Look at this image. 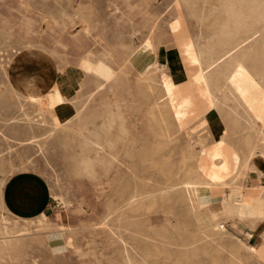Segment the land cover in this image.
<instances>
[{
	"label": "rangeland",
	"instance_id": "rangeland-1",
	"mask_svg": "<svg viewBox=\"0 0 264 264\" xmlns=\"http://www.w3.org/2000/svg\"><path fill=\"white\" fill-rule=\"evenodd\" d=\"M51 1L53 0H44V2H25L24 4L22 2H18V0H0V18L5 17L10 18L11 20H18L20 18V14L21 16L28 15L27 17H32L35 19L36 24H41L43 29H46V23L43 21L45 20L43 17L57 19L59 22L56 25H59V28L61 27L60 35L66 44V47H61L60 45L54 46V44L52 45L49 43V49L52 48V50L55 51V58L57 57V59H59L62 63L65 62V66L67 67L68 71L66 76L67 80L69 84L74 82L73 84L76 87L79 85L83 86L85 82L90 83V78L88 77V74L85 73L82 56L87 48L79 45L81 40H85V32L83 31L84 29L81 26V22L76 16L73 15V11L75 9H80L82 13H85L86 16L90 17L93 25L94 23L96 24L97 28L95 30L102 32L103 36L101 41L105 43L104 45H106L107 48L111 49V51L116 54L114 55L112 53L111 64L113 63L112 70L114 71L115 69L116 73L118 72V74L113 79V89L110 92L111 95L109 96L108 94H104V92L94 93L91 96V98L95 96L94 99L92 98L94 102H92V99L89 98L81 115H78L76 111L73 110V104L76 100L74 93H72V95L70 94L71 96L69 95V98L62 101V103H57V107H51L56 113H58V110L61 108V110H64L63 108H65L72 113L70 114L69 112L68 117L64 119L67 124V129L63 130V128L60 126H47L45 123L37 122V119L33 120L34 128L31 127L30 129L28 125L26 126L23 123L20 117H12L11 119H8L12 115H17V113L13 114L14 108L11 104L12 97L8 94L10 93V89L5 81L6 78L4 77V68H6V66H3L2 68L0 64V264H123L120 261V257L122 256L121 253L124 247H127V249L129 248V251L132 250L130 251L131 253L136 250L140 255L148 248H150L148 249L150 251H153L154 249L160 250L161 247V249H163L165 246L160 247L158 246L159 244L163 242H172L170 237L172 234L170 233L179 231L178 225L181 227H179L180 231L183 229L196 231L201 226L197 223V221H199V217H193V214L188 211L184 204L173 201L170 204L172 205V209H168L166 205H163L164 203L162 201H157V204L154 205L150 210L138 214V221L136 222L137 224L135 223L132 226H129L128 223H125L124 225L126 228L123 226L121 229L114 227V229L116 228L115 230L117 231V234H110L109 229L112 228L114 224H116V220L122 216H126V213H123L122 215V210H117V207L120 206L122 197L116 192V189H119L122 186L132 187L134 182H138L142 185L144 184L143 180L141 179H132V176H130L131 173L135 172L145 178L149 177L151 180L147 179L146 182L153 186H155L156 182L158 181L162 182V175L160 172H158L156 168H148V164L142 160L144 159V154L149 150V148L152 147L156 150H159L158 162L160 164H163L166 159L165 157L168 156L169 167L171 169L173 168V172H176L178 167H180L182 156L181 153L185 151V153H188V150L192 151L191 153H194L193 157L196 156L195 159L191 157L187 160L188 167L204 169L205 165L206 167L210 166L212 157L214 156L212 153L221 154L222 152L223 155H221L224 159L227 157L226 159H228L230 162V168H232L235 165L233 155L237 154L238 149H242L249 140L256 141L257 147L259 148H257L258 150L264 149L262 148L264 147V139H262L259 134V130L264 128V116H261L258 112L260 107H264L262 106L264 105V103H262L264 102V100H262L264 99V94H262L264 93V88H262L264 87L262 86V83H264V59L261 58L264 57V46H262L264 45V42H261L264 41V26H262L264 25V17H259L249 24L250 27L248 28L251 30V32H249L247 27H244L242 29L243 33H241V31L238 35L240 37H235L234 46L225 47L221 46L218 40L220 39L218 34L221 30L219 27L221 26L220 23H222V16L220 15V5H218V0H130V2H121L122 0H114V2H112V0H94V2ZM245 1V8H249L253 5V8L255 9V3L250 2L249 0ZM259 3L262 4L264 2ZM115 6H118V9H115ZM259 6L260 5L257 4L256 10ZM17 7L20 9L19 12ZM112 10L114 13H112ZM128 12L131 13L130 16L127 15ZM140 16L142 17L140 18ZM217 17L219 19H217ZM140 19H143L144 21L142 20V22ZM149 20H151V23ZM217 20L219 25H217ZM138 21L140 22V25ZM17 27L18 26L15 27L16 29L12 28V30H17L21 33V36H19L23 37V32H21L22 30L20 29V26L18 28ZM216 27L218 28L216 29ZM215 29L219 31L216 32ZM7 30L8 28L4 29L3 36L4 32ZM244 31L247 33L245 34ZM44 33H46V31L43 32V34ZM56 34L53 35L56 36ZM259 36L262 37L260 38V41ZM37 38H39L38 35ZM37 38L35 37L36 40ZM91 39L92 38H89L86 41V43L89 45L88 47H90L91 50L95 52V55H100L99 52L101 50V46L97 44L94 39ZM141 40H143L142 47L144 54H157V58L155 57V59L159 62L157 64L160 65V67H158L159 70H157L159 76H161V79H163L158 83V86L162 89V91H164L163 96L167 94V91L169 92L168 95L165 96V100L167 99V102L173 103L174 105L170 120L176 123L172 124L175 126V128L169 129L167 139L170 141V143H167L163 146V142L159 141L162 139V137L159 136L161 135V131L159 129L160 127L158 124H156V121L149 119V114L147 113L153 105L151 103L157 102V98H152L153 94L149 91L146 83H142L139 79H137V73L140 71V69L144 68L143 66L145 65V62L142 61V63H140V61H132L130 63L131 65H125L121 63V58L128 53V50L132 46L139 44V41ZM149 42L153 44L151 45ZM208 42L216 48H214L212 45L211 47ZM253 43H255V45ZM158 44L160 47H158ZM259 45L261 46L259 47ZM186 46H188V50ZM192 46L195 48V50ZM189 48L191 50H189ZM199 48L200 50H198ZM209 48L211 49L208 50ZM211 51H213L215 54ZM219 51L221 53H219ZM228 52L229 54L231 53V55L235 56V58L239 57L243 61L241 67L242 71L240 70L239 73L240 75L237 74V72L231 71V73L234 72L231 74L233 78L231 80H229V77L226 76L227 70L220 72L219 68H216V66H213L212 64L214 61L212 59L218 57L217 60L221 61L220 59H222V66H224L223 59L226 57ZM21 54L24 57L27 56L26 52H22ZM193 54L195 56L197 54V56L195 57ZM213 54L214 57H212ZM180 55H182V57ZM221 56H223V58H221ZM208 57H211L212 59H208ZM257 57L260 60H257ZM165 58L167 59L165 60ZM188 58L191 63L186 64L189 62L187 61ZM117 59L119 61H117ZM192 59L195 60L193 61ZM210 60H212V62ZM261 60L262 62H260ZM195 61L196 63H194ZM207 61L210 65L207 64ZM209 61L211 63H209ZM249 63L252 65L254 64L253 66L255 67L253 68V66H251ZM247 65H249V68ZM183 66L185 68H183ZM120 67L122 68L120 69ZM207 71H209L208 77L205 76ZM242 72L246 73L244 74ZM252 72H255L254 75ZM125 73H127V76L124 75ZM197 73L198 75H195ZM234 74L236 76H234ZM251 74L252 76H250ZM255 74H258L257 77ZM193 75H195V78L191 77ZM226 77H228V79ZM182 78L185 83H183L184 81ZM242 78L244 80H242ZM178 80H180V83ZM168 81L172 84H170ZM229 81L231 83H229ZM249 81L251 83L254 82L252 86ZM244 82L248 85L245 86ZM255 82H257V84ZM226 83L229 84V87L228 84L226 85ZM238 83L241 86H238ZM176 84L180 85L179 87L182 86L181 91ZM254 84L256 85L254 86ZM196 85L199 86L197 87ZM233 85L236 86L234 87ZM237 86L239 87L238 89ZM174 87L176 88V92H174ZM224 87L226 88V91L224 90ZM194 88H196V90ZM183 90H186L184 91V93L186 92V95L183 94ZM226 92L228 93L223 94ZM258 92L261 93L258 94ZM169 94L171 95V98ZM193 94H195V96ZM248 94L250 99L249 97H246ZM252 95H255L256 97L254 98ZM208 96H210V99ZM175 97H177V100H175ZM231 99L235 100L231 101ZM241 100L242 102L244 101L243 103L241 102L242 104L240 103ZM180 101L182 105L179 104ZM257 103L259 105H257ZM238 104H240V106H238ZM245 104L246 106H244ZM250 104L255 106L251 107ZM108 105L114 107L115 110L117 107V111L121 114L119 120L122 122L124 139L122 143L117 144L121 148L118 154L120 160L116 162L117 164L115 166L113 165L114 167L112 166L109 172H105L103 171V165L99 160L97 161L93 156L86 157L88 156V152L89 154H92V151H87L86 155L85 151H83V148L88 143H90L88 140L91 141V138L94 139L95 133L93 131L96 128H99L100 123L103 120V111ZM175 105H178V108ZM182 107L186 108L184 109ZM224 107L225 109H223ZM174 109L177 111L174 112ZM247 112L250 117L247 115ZM35 114L36 112L30 115L33 117ZM250 119L252 121H250ZM119 120L117 119V122ZM23 126H25V128H23ZM26 127H28L30 130ZM113 128L116 131V128ZM54 129L58 131H54ZM26 131L27 133H25ZM15 132H21L27 136L34 134V137L23 141H18L17 139H13V137L16 136ZM81 133L83 135H81ZM84 137L87 138V140ZM244 139L246 140L244 141ZM39 140H41V143H39ZM80 142H83L82 145ZM243 142L244 144H242ZM214 145L217 146L214 147ZM87 146H89V144ZM128 146L133 147V149L129 152L127 150ZM219 148H221V150ZM214 149L219 150L216 151ZM195 152L197 154H202L200 156ZM238 152L240 153V151ZM208 153L209 155H204ZM129 155H133L134 158H132V156L129 157ZM83 157L92 161L96 173L91 174L89 172V168L86 167L82 162ZM202 157L204 159H202ZM200 159L202 160L200 161ZM256 166L258 169L264 170V159L259 157L256 160ZM244 174L245 175L237 178V182L241 183L242 185L250 187L252 185L264 184V180H260L258 177L256 182L257 184L249 183V180L254 175H256L254 170L247 169ZM27 183L30 186H33L32 190L38 192H34V194H39L41 197L39 195V197H23L28 193L22 192V189L24 191H30V187ZM222 189L223 188L221 186H217L214 190H212V193L206 198L207 203L203 204L199 208L200 212H198L197 216L203 212L205 214H211L216 211V208L219 206ZM247 193L255 194V192L251 191L250 189H247ZM1 201L11 204L12 210L7 211L2 206ZM109 204L116 207V209L112 214H110V216L112 215L111 217L109 216L108 218H104L107 211V205ZM161 205L163 207H161ZM12 212L14 214H12ZM53 213H56L61 219H53L51 217ZM42 214L43 216L41 217ZM127 215L130 216V213L128 212ZM43 217H45V219ZM174 222L178 224L175 225ZM172 225L176 227L174 228ZM229 226L230 225H227L228 229L224 234L217 233L218 235L221 234L219 236L215 234L213 236H206L200 239H194L188 236L180 239L175 236L173 237L174 241L181 243L183 240L187 243L186 247L181 244L178 246L177 244L175 246L166 245L168 248L166 247V249L164 248L163 250L170 252L171 258H169L171 260L165 259L167 257L164 255L155 254L152 255L153 257H149L148 264H155V261L156 264H162L163 262H165L164 264H235L233 261H229L230 257H228L229 254L227 253L228 250L226 249H228L227 247H229L231 244V246L236 245L235 241L238 238L242 237L244 239V237L239 235L235 228H231V226ZM170 227L172 229H169ZM128 228L130 229L129 232H127ZM4 229H7L6 233ZM155 230H158V232L160 231V233L163 232L165 236H157L155 234L157 231ZM134 231L142 236H138L136 239L137 241L133 240L134 235H132V233ZM255 231L257 233L252 232V234L254 233L253 236H255V241L253 240L254 252L243 250V248L241 250L240 248L239 255L244 260L249 258L245 260L248 262V264H264V245H262L264 244V235H262L264 234V220H260V224ZM123 233L126 235H122ZM111 235L115 236L112 237ZM222 235L225 236L222 238ZM226 240L228 243H226ZM131 241L134 244H132ZM140 241L141 243H138ZM149 241H152L151 243L156 245H151ZM221 243L224 245L222 246L223 256L220 252L217 255L216 249ZM133 245L136 246L134 247ZM205 246H207L208 250H212L211 254H204L203 250L206 248ZM213 248L215 249L213 250ZM98 251H100L102 254ZM81 252L83 254H81ZM91 252L94 253L92 254ZM100 256L102 258H100ZM94 257L96 258L94 259ZM245 261L244 264H246ZM141 264L146 263L142 262Z\"/></svg>",
	"mask_w": 264,
	"mask_h": 264
},
{
	"label": "bare ground",
	"instance_id": "bare-ground-1",
	"mask_svg": "<svg viewBox=\"0 0 264 264\" xmlns=\"http://www.w3.org/2000/svg\"><path fill=\"white\" fill-rule=\"evenodd\" d=\"M94 2V0H53L51 2ZM121 1V0H120ZM153 1V0H152ZM180 1V0H179ZM187 1V0H185ZM213 1V0H212ZM218 5H220L219 10H220V15L223 17H221V21L222 23H220V27L221 30L219 32V44L221 46H225V47H232L234 46L235 43V37L237 36L238 38L240 36H238L240 34V32L242 31V29L245 27H250L249 24L253 21H255L256 19H258L259 17H264V3H259V2H264V0H249L250 2L255 3V9L253 8V5L250 6L249 8H245L244 3H246L245 0H218ZM248 1V0H247ZM18 2H22L25 4V2H44V0H18ZM112 2H114V0H112ZM121 2H130V0H122ZM176 2V1H175ZM178 2V1H177ZM249 2V3H250ZM16 3V2H15ZM193 3V2H192ZM23 4V5H24ZM195 4V3H194ZM260 5L258 7V9L256 10V6ZM190 5V4H189ZM247 5V4H246ZM26 6V5H25ZM248 6V5H247ZM29 8V7H28ZM115 9H118V6H115ZM18 12L20 11L19 7H17ZM25 10V9H24ZM114 10V9H113ZM112 10V13H114ZM27 11V10H25ZM30 12V11H29ZM28 12V13H29ZM183 12V11H182ZM194 12V11H193ZM215 13V12H213ZM25 14V12H24ZM117 14V13H116ZM73 15L77 17V19L81 22V26L83 27V31L85 32V40H81L79 42V45H82L83 47L87 48V50L85 51V53L82 55L83 56V62H84V69H85V73L88 74V77L90 78V83H84L83 86L79 85L76 86L72 83L69 84L68 80H67V67L65 66V62L62 63L59 59H57V57H54V50L49 49V43L50 44H54V46L56 45H60L61 47H66V44L64 43L63 39L61 38L60 35V28L59 25H56L59 21L55 18H48V17H43V21H45L46 23V29L42 28L41 24H36L35 19H33L32 17H27L28 15H22L20 14V18L18 20H14V19H10V18H5V17H1L0 18V64L1 67L3 68V66H6L5 69V78H6V83L9 87V91L10 93H8L11 97H12V101L11 104L14 108L13 110V114L17 115H12L10 116L8 119H11L12 117H20V119H22L23 123L31 129V127H33V120L37 119V122H42L45 123L47 126H60L61 128L67 129V124L66 121L64 120L66 117H68L69 114V110H66L65 108H63L64 110H58L59 112L56 113L52 110V106H56L57 103H62V101L66 100L67 98H69V95L72 93H74V96H76V100L74 101V107L73 110L76 111V113L78 115H81V113L84 111L85 109V104L87 103V100L90 99H94V97L91 98V96L96 93V92H104V94H108L109 96L111 95L110 92L113 89V79L115 78V76L118 74V72L116 73V70L114 69V71L112 70L113 68V63L111 64V55L112 53L114 55H116L114 52L111 51V49L107 48L106 45H104L105 43H103L102 40V32L101 31H97L95 30L96 24L92 23V20L90 19L89 16H86L85 13H82V11L79 9H75L73 11ZM126 15V13H125ZM128 16L131 15V13H127ZM150 16V15H148ZM147 16V17H148ZM137 17V16H135ZM142 16H140L141 18ZM196 17V16H195ZM220 17V16H218ZM217 17V19H219ZM128 18V17H126ZM144 18V17H143ZM149 18V17H148ZM216 18V17H215ZM214 18V19H215ZM134 19V18H133ZM137 19V18H136ZM135 19V21H136ZM183 19V18H182ZM181 19V21H182ZM138 20V19H137ZM143 20V19H142ZM140 19V21H142ZM171 20V19H170ZM42 21V22H43ZM122 21V20H121ZM133 21V20H132ZM134 21V22H135ZM144 21V20H143ZM142 21V22H143ZM151 20H149L150 22ZM156 21V20H154ZM137 23V22H135ZM139 25L140 22L138 21ZM151 23V22H150ZM149 23V24H150ZM218 23V20H217ZM17 24V25H16ZM79 24V23H78ZM219 25V23L217 24ZM16 26H20V29L22 30L21 32H23V37L21 36V33L18 32L17 30H12V28H15ZM117 26V25H115ZM143 26V25H142ZM264 26V25H262ZM17 27V28H18ZM64 27V26H63ZM261 27V26H260ZM5 28H8V30L6 32H4V36H3V31ZM218 27H216L217 29ZM16 29V28H15ZM215 29L216 32H218ZM143 30V29H142ZM249 30V28H248ZM43 34V32H45ZM214 31V32H215ZM134 32V31H132ZM131 32V33H132ZM249 32H251V30H249ZM57 33V34H56ZM139 33V32H138ZM243 33V31L241 32ZM244 33L246 34L247 32L244 31ZM53 34H56L53 35ZM244 34V35H245ZM254 34V32H253ZM20 35V36H19ZM37 35L39 36V38H37ZM249 35V34H247ZM255 35V34H254ZM252 36V35H251ZM248 36V37H251ZM35 37L37 38V40L35 39ZM69 37V36H68ZM18 38V39H17ZM22 38V39H19ZM92 38L94 39L97 44H99L101 47V50L99 52L100 55H95V52L91 50L90 47H88L89 45L86 43L87 39ZM260 38H262L261 36H259V41ZM41 39V40H40ZM44 39V40H43ZM69 39V38H68ZM91 39V40H92ZM215 39V38H214ZM217 39V37H216ZM215 39V40H216ZM209 40V39H208ZM214 40V41H215ZM251 40V39H249ZM256 40V39H255ZM70 41V40H69ZM148 41V40H147ZM161 41V40H160ZM253 41V40H252ZM257 41V40H256ZM72 42V41H71ZM106 42V41H105ZM181 42V41H180ZM216 42V41H215ZM255 42V41H254ZM264 42V41H261ZM142 43L143 40L139 41V44H135V46H132L129 50L127 54H123L124 56L121 58V63L122 64H127L129 65L132 61L137 62L140 61V63H142V61L145 62V65L143 66V69H140V71L137 73L138 74V78L140 80V82L142 83H146V85L148 86L149 91L153 94V97L157 98V102L151 103L153 104L152 107L150 108V110L147 112L149 114V119H153L154 121H156V124L159 125V129L161 131V135H159L160 137H162L161 140L163 145H166L167 143H170V141L167 139L168 137V133H169V129L175 128V126H173L172 124H176L174 121L170 120L171 114H172V110H173V103H169L165 100V96L168 95V91L166 92L167 94L163 96V92L162 89L158 86V83L161 82L163 79H161V76H159L158 74V70L160 67V65H158L157 63H159L155 57L157 56V54H144L143 53V47H142ZM148 43V42H146ZM150 43V42H149ZM155 43V42H154ZM182 43V42H181ZM209 43V42H208ZM256 43V42H255ZM255 43H253L255 45ZM258 43V42H257ZM260 43V42H259ZM75 44V43H74ZM95 44V42H94ZM145 44V43H144ZM151 45L153 43H150ZM207 44V42H206ZM210 44V43H209ZM208 44V45H209ZM252 44V43H251ZM261 44V43H260ZM150 45V46H151ZM161 45V44H160ZM192 45V44H190ZM194 45V44H193ZM212 44H210L211 46ZM219 45V46H220ZM144 46V45H143ZM182 46V44H181ZM196 46V45H195ZM213 46V45H212ZM211 46V47H212ZM258 46V45H257ZM261 45H259L260 47ZM264 46V45H262ZM53 47V46H52ZM79 47V46H78ZM77 47V48H78ZM158 47L159 44H158ZM187 50H188V46ZM193 47V46H192ZM203 47V45H202ZM214 47V46H213ZM224 47V48H225ZM255 47V46H254ZM96 48V47H95ZM172 48V47H171ZM178 48V47H177ZM176 48V49H177ZM184 48V47H183ZM191 48V47H190ZM189 48V50H191ZM194 48V47H193ZM192 48V49H193ZM216 48V47H214ZM262 48V47H261ZM54 49V48H53ZM57 49V47H56ZM83 49V48H81ZM173 49V48H172ZM175 49V47H174ZM202 49V48H201ZM207 49V48H206ZM211 48H209L208 50H210ZM218 49V48H217ZM221 49V48H219ZM21 50V51H20ZM147 50V49H146ZM195 50V48H194ZM200 50V48L198 49ZM223 50V49H222ZM221 50V52H222ZM228 50V49H227ZM18 51V52H17ZM60 51V50H59ZM174 51V50H173ZM197 51V49H196ZM206 51V50H204ZM214 51V50H213ZM211 51V52H213ZM22 52H26L27 56H22ZM119 52V51H118ZM125 52V51H124ZM123 52V53H124ZM178 52V51H176ZM182 52V51H181ZM195 52V51H194ZM215 52V51H214ZM213 52V53H214ZM219 51V53H221ZM230 52V50H229ZM226 55L224 54V66H222V59H220L221 61H218V57H215V59H211L214 60L212 62V60H210L213 64V66L215 65L216 68H219L220 72H224V70H227L226 76L229 77V80L233 79L232 75L234 72H237V74L240 73V70L242 71L241 67H242V63L243 61L239 58L231 55V53ZM179 53V52H178ZM189 53V52H188ZM200 53V52H198ZM197 53V54H198ZM216 53V52H215ZM214 53V54H215ZM226 53V52H224ZM172 54V53H171ZM182 54V53H181ZM196 54V56H197ZM201 54V53H200ZM203 54V53H202ZM208 54V53H207ZM212 54V53H211ZM214 54L212 57H214ZM217 54V53H216ZM258 54V53H257ZM67 55V54H66ZM113 55V56H114ZM189 55V54H187ZM194 55V54H193ZM205 55V54H204ZM210 55V52H209ZM176 56V55H175ZM182 57V55H180ZM192 56V55H191ZM190 56V57H191ZM195 56V55H194ZM193 56V58H194ZM195 56V57H196ZM217 56V55H215ZM251 56V55H250ZM67 57V56H66ZM117 57V56H116ZM200 57V55H199ZM259 57V56H258ZM257 60H260L258 59ZM142 58V59H141ZM157 58V57H156ZM206 58V57H204ZM208 57V59H210ZM220 58V57H219ZM221 58H223V56H221ZM248 58V57H247ZM262 59H264V57H261ZM120 59V58H119ZM159 59V58H158ZM167 58H165L166 60ZM176 59V58H174ZM173 60V59H172ZM191 60V59H190ZM193 61L195 59H192ZM255 60V59H254ZM117 61H119L117 59ZM187 61H189V58L187 59ZM186 61V62H187ZM209 61V63H211ZM253 61V59H252ZM185 62V63H186ZM247 62V61H246ZM251 62V61H249ZM262 62V60L260 61ZM70 63V62H69ZM80 63V62H79ZM176 63V61H175ZM191 63L190 61L187 62L186 64ZM196 63V61L194 62ZM255 63V62H254ZM258 63V62H257ZM256 63V64H257ZM118 64V63H117ZM144 64V63H143ZM142 64V65H143ZM161 64V63H160ZM163 64V63H162ZM208 64V61H207ZM211 64V65H212ZM251 64V63H249ZM255 64V65H256ZM260 64V63H259ZM120 65V64H119ZM131 65V64H130ZM181 65V64H180ZM183 65V64H182ZM185 65V64H184ZM210 65V64H208ZM254 65V64H253ZM251 64V66H253ZM168 66V65H166ZM178 66V65H176ZM198 66V65H197ZM249 65H247L248 67ZM250 66V67H251ZM69 67V66H68ZM123 67V66H122ZM120 67V69L122 68ZM169 67V66H168ZM244 67V66H243ZM246 67V66H245ZM255 66H253L254 68ZM129 68V67H128ZM183 68H185L183 66ZM196 68V67H195ZM201 68V67H200ZM249 68V67H248ZM158 69V70H157ZM170 69V68H169ZM172 69V67H171ZM247 69V68H246ZM245 69V70H246ZM161 70V69H160ZM182 70V69H180ZM249 70V69H248ZM260 70V69H259ZM119 71V70H118ZM173 71V70H172ZM175 71V70H174ZM231 71H234L233 73H231ZM252 71V69H251ZM84 72V71H83ZM127 72V71H126ZM195 72V71H194ZM250 72V71H249ZM262 72V71H261ZM124 73V72H123ZM174 73V72H173ZM176 73V72H175ZM188 73V71H187ZM242 73H246V72H242ZM255 72H252V74L254 75ZM4 74V73H3ZM121 74V73H119ZM127 73H125L124 75H126ZM192 74V73H191ZM236 74V73H235ZM234 74V76H236ZM252 74L250 76H252ZM173 75V74H172ZM195 75H198L195 74ZM191 76L192 78L195 76ZM224 75V74H223ZM240 75V74H239ZM256 77L258 74H255ZM260 75V74H259ZM69 76V75H68ZM87 76V75H86ZM127 76V75H126ZM205 76L208 77L209 76V71H207L205 73ZM244 76V75H243ZM228 77H226L228 79ZM240 77V76H239ZM262 77V75H261ZM171 78V77H170ZM195 78V77H194ZM224 78V77H223ZM225 78V79H226ZM246 78V77H245ZM226 79V80H227ZM238 79V77H237ZM253 79V78H251ZM258 79V78H257ZM56 80V81H55ZM166 80V79H165ZM177 80V79H176ZM183 80V78H182ZM193 80V79H192ZM191 80V82H192ZM223 80V79H222ZM240 80V78H239ZM242 80H244L242 78ZM241 80V81H242ZM167 81V80H166ZM174 81V80H173ZM180 83V80H178ZM184 81V80H183ZM182 81V82H183ZM225 81V80H224ZM246 81V80H245ZM68 82V83H67ZM88 82V81H87ZM139 82V83H140ZM169 82V81H168ZM172 82V81H171ZM181 82V85H182ZM190 82V83H191ZM227 82V81H225ZM233 82V81H232ZM237 82V81H236ZM248 82V81H247ZM250 82V81H249ZM253 82V81H252ZM166 83V82H165ZM170 83V82H169ZM185 83V81L183 82ZM194 83V82H193ZM200 83V82H199ZM229 83H231L229 81ZM251 83V82H250ZM254 83V82H253ZM251 83V86L252 84ZM257 84V82H255ZM262 83V81H261ZM260 83V84H261ZM163 84V83H161ZM172 84V83H170ZM228 83H226L227 85ZM236 84V83H235ZM245 84V82H244ZM254 84V86L256 85ZM259 84V83H258ZM177 85V84H176ZM237 85V84H236ZM235 85V86H236ZM240 84L238 83V86ZM248 84H245V86ZM2 86V85H1ZM166 86V85H165ZM178 87L180 85H177ZM184 86V85H183ZM187 86V85H186ZM193 86V85H192ZM197 87L199 85H196ZM195 86V87H196ZM234 86V85H233ZM234 86V87H235ZM237 86V89L239 88ZM241 86V85H240ZM260 86V85H258ZM262 86H264V83H262ZM168 87V86H166ZM173 87V86H170ZM176 87V86H175ZM174 87V92H176V88ZM182 87V86H181ZM181 87L180 91H181ZM196 87V88H197ZM229 87V84H228ZM227 87V89H228ZM244 87V85H243ZM188 88V87H187ZM190 88V87H189ZM196 88H194L196 90ZM233 88V87H232ZM248 88V87H247ZM256 88V87H255ZM259 88V87H258ZM264 88V87H262ZM261 88V89H262ZM191 89V88H190ZM226 88L224 87V90ZM231 89V88H230ZM236 89V90H237ZM243 89V88H242ZM260 89V88H259ZM147 90V89H146ZM145 90V91H146ZM165 90V89H164ZM170 90V89H169ZM178 90V89H177ZM209 90V89H208ZM235 90V89H234ZM245 90V89H244ZM172 91V90H171ZM184 91L183 90V94ZM192 91V90H191ZM206 91V90H205ZM226 91V90H225ZM223 91V92H225ZM249 91V90H247ZM261 91V90H260ZM70 92V93H69ZM200 92V90H199ZM210 92V91H209ZM245 92V91H244ZM253 92V91H252ZM257 92V91H256ZM198 93V92H197ZM222 93V92H221ZM223 93V94H227ZM238 93V91H237ZM255 93V92H254ZM261 92H258V94ZM77 94V95H75ZM171 94V93H170ZM169 94V95H170ZM203 94V93H201ZM210 94V93H209ZM250 94V93H249ZM246 96L249 97L250 96ZM264 94V93H262ZM70 95V96H71ZM186 95V94H185ZM195 96V94H193ZM211 95V94H210ZM230 95V94H229ZM232 95V93H231ZM235 95V94H234ZM240 95V93H239ZM256 95V93H255ZM255 95L254 98L256 97ZM261 95V94H260ZM98 96V95H97ZM251 96V97H252ZM213 97V96H212ZM211 97V98H212ZM217 97V96H216ZM224 97V95H223ZM259 97V96H258ZM71 98V97H70ZM97 98V97H96ZM151 98V99H152ZM171 98V95H170ZM177 97H175V100ZM179 98V96H178ZM206 98V97H205ZM208 98L210 99V96H208ZM226 98V97H225ZM235 98V97H234ZM241 98V97H240ZM253 98V97H252ZM93 99L91 100L92 102ZM207 99V98H206ZM208 99V100H209ZM215 99V98H214ZM236 99V98H235ZM235 99H231V101H234ZM245 99V98H244ZM260 99V98H259ZM262 99V98H261ZM97 100V99H96ZM172 100V99H169ZM216 100V99H215ZM220 100V99H219ZM222 100V99H221ZM252 100V99H251ZM264 100V99H262ZM261 100V101H262ZM82 101V103H81ZM90 101V102H91ZM174 101V100H172ZM170 101V102H172ZM182 101V100H181ZM181 101L179 104H181ZM184 101V100H183ZM186 101V100H185ZM225 101V99H224ZM257 101V100H255ZM89 102V101H88ZM91 102V103H92ZM210 102V100H209ZM222 102V101H221ZM229 102V101H227ZM236 102V101H235ZM242 102V100L240 101V103ZM244 102V101H243ZM242 102V103H243ZM246 102V101H245ZM252 102V101H251ZM259 102V101H258ZM96 103V102H95ZM175 103V102H174ZM211 103V102H210ZM238 103V102H237ZM241 103V104H242ZM253 103V102H252ZM264 103V102H262ZM69 104V103H68ZM94 104V103H93ZM150 104V105H151ZM172 104V105H171ZM184 104V103H183ZM228 104V103H227ZM230 104V103H229ZM234 104V103H233ZM72 105V104H71ZM182 105V104H181ZM211 105V104H209ZM214 105V104H213ZM224 105V104H223ZM235 105V104H234ZM257 105H259L257 103ZM67 106V105H66ZM69 106V105H68ZM176 106V105H175ZM178 106V105H177ZM176 106V107H177ZM185 106V105H184ZM207 106V105H206ZM233 106V105H232ZM231 106V107H232ZM238 106H240V104H238ZM246 106V104L244 105ZM243 106V107H244ZM251 107L255 106V105H251ZM264 106V105H262ZM57 107V106H56ZM65 107V106H64ZM92 107V106H91ZM95 107V106H94ZM180 107V106H179ZM220 107V106H219ZM218 107V109H219ZM222 107V106H221ZM249 107V106H248ZM250 107V109H251ZM178 108V107H177ZM184 108V107H182ZM181 108V109H182ZM186 108V107H185ZM184 108V109H185ZM210 108V106H209ZM257 108V107H256ZM259 108V107H258ZM72 109V108H71ZM225 109V107L223 108ZM234 109V107H233ZM232 109V110H233ZM236 109V108H235ZM245 109V108H244ZM249 109V110H250ZM260 109V110H259ZM258 109V112L261 116H264V107H260ZM255 110V109H254ZM177 111V110H176ZM174 109V112H176ZM218 111V110H217ZM241 111V110H239ZM238 111V112H239ZM246 111V110H244ZM34 112H36V114L32 117L30 114H33ZM99 112V111H98ZM180 112V111H179ZM215 112V111H214ZM251 112V111H250ZM184 113V111H183ZM182 113V114H183ZM212 113V112H211ZM218 113V112H217ZM236 113V112H235ZM243 113V112H241ZM240 113V114H241ZM253 113V112H252ZM70 114H72L70 112ZM100 114V113H99ZM177 114V113H176ZM175 114V115H176ZM180 114V113H179ZM77 115V116H78ZM174 115V116H175ZM213 115V114H212ZM248 115V112H247ZM246 115V116H247ZM259 115V116H260ZM103 120L100 123L99 128H96L93 132L95 133V137L94 139L91 138V141L88 140L90 143L89 146H85L83 148V151H85L86 155H87V151H92V154H89L88 152V156L86 157H94L97 161L99 160L102 165H103V171H110V169L112 168V166L116 165L117 161L120 160L119 157V152H120V146H118L117 144L122 143L123 139H124V135H123V126H122V122L119 120V118L121 117V114L117 111V107L116 110L114 109V107L108 105L105 110L103 111ZM240 116V115H239ZM249 116V115H248ZM258 116V113H257ZM255 116V117H257ZM241 117V116H240ZM250 117V116H249ZM176 118V117H175ZM233 118V117H232ZM248 118V117H247ZM19 119V118H18ZM117 119L119 120L117 122ZM243 119V118H242ZM249 120V118H248ZM16 121V120H14ZM176 121V120H175ZM250 121H252L250 119ZM6 123V122H5ZM18 123V122H15ZM38 125V124H37ZM40 126V125H39ZM38 126V127H39ZM26 127V128H28ZM116 128L115 129L113 128ZM23 128H25V126H23ZM22 128V129H23ZM28 128V129H29ZM34 128V127H33ZM44 128V127H43ZM88 128V127H87ZM21 129V128H20ZM29 129V130H30ZM37 129V128H35ZM51 129V128H50ZM233 129V128H232ZM231 129V130H232ZM41 130V128H40ZM56 129H54L55 131ZM226 130V128H225ZM24 131V130H23ZM58 131V130H56ZM61 131V130H60ZM224 131V130H223ZM222 131V133H223ZM30 132V131H29ZM41 132V131H40ZM87 132V131H86ZM91 132V131H89ZM226 132V131H224ZM230 132V129H229ZM27 133V131L25 132ZM51 133V132H50ZM53 133V132H52ZM56 133V132H55ZM58 133V132H57ZM60 133V132H59ZM79 133V132H78ZM220 133V132H219ZM16 136L13 137V139H17L18 141H23L26 140L28 138L34 137V134L27 136L22 134L21 132H15ZM20 134V135H18ZM29 134V133H28ZM46 134V133H45ZM72 134V133H71ZM89 134V133H87ZM225 134V133H224ZM227 134V133H226ZM259 134L261 136L262 139H264V128H261L259 130ZM44 135V134H43ZM50 135V134H49ZM69 135V134H68ZM81 135H83L81 133ZM91 135V134H89ZM228 135V134H227ZM245 135V134H244ZM250 135V134H249ZM42 136V135H41ZM48 136V135H47ZM63 136V135H62ZM45 137V136H44ZM50 137V136H49ZM225 137V136H224ZM243 137V136H242ZM249 137V136H248ZM85 138V137H84ZM250 138V137H249ZM48 139V138H47ZM83 139V138H81ZM87 140V138H85ZM205 139V138H204ZM219 139V138H218ZM217 139V140H218ZM222 139V138H220ZM251 139V138H250ZM258 139H259V135H258ZM261 139V140H262ZM45 140V139H44ZM71 140V139H70ZM199 140V139H197ZM202 140V139H201ZM206 140V139H205ZM233 140V139H232ZM246 139H244L245 141ZM41 140H39V143ZM158 141V142H159ZM220 141V140H219ZM16 142V141H15ZM36 142V140H35ZM44 142V141H42ZM200 142V141H199ZM205 142V141H204ZM203 142V143H204ZM226 142V141H225ZM261 142V141H260ZM26 143V142H25ZM81 143V142H80ZM83 143V142H82ZM81 143V145H82ZM201 143V142H200ZM217 143V142H216ZM222 143V142H221ZM17 144V143H16ZM43 144V143H42ZM49 144V143H48ZM214 144V143H213ZM219 144V143H217ZM244 144V142L242 143ZM28 145V144H27ZM33 145V144H32ZM38 145V144H37ZM51 145V143H50ZM186 145V144H185ZM262 145V144H261ZM30 146V145H29ZM190 146V145H188ZM217 145H214V147ZM21 147V146H20ZM42 147V146H41ZM39 147V148H41ZM186 147V146H185ZM260 147V146H259ZM38 148V147H37ZM43 148V147H42ZM162 148V147H160ZM159 148V149H160ZM187 148V147H186ZM191 148V147H190ZM222 148V147H221ZM221 148H219L221 150ZM240 148V147H237ZM242 148V147H241ZM257 143L254 140H249L242 149H238V151H240V153L237 151V154L233 155L234 156V162L235 165L230 168V162L228 159H224L223 158V152L221 154H214L212 153V155H214L212 157V161L210 163L209 167H206L204 169H195V168H190L187 165V160L190 159L191 157H193L194 153H191L192 151L188 150V153H181V164L180 167H178V170L176 172H173L172 169L169 167V157H165V161L163 164H160L158 162V154H159V150H156L155 148H149V150L144 154V162L146 164H148V168H156V170H158V172H160V174L162 175V182L160 183L159 181L156 182V185H150V183L146 182L147 179H150L149 177H143L138 175L135 172H132L130 176H132V179L136 180V179H141L143 180L144 184H139L138 182H134L132 187H128V186H122V187H118L119 189H116V192L118 194H120V196L122 197L121 201H120V206L117 207V210H122V215L123 213H126V216H122L121 218L116 220V224H114V226H110L112 228H110V234L111 233H116L117 231L114 229V227L117 228H123V226L126 228V226L124 225L125 223H128L129 226H132L133 224H135L138 219V214L144 213L145 211L150 210L154 205L157 204V201H162L164 204L168 207V209H172L170 205L173 201L176 202H180L182 204H184L188 211L191 212L193 214V217L198 218L199 221H197V223L199 225H201L199 227V229H197L196 231H192V230H186L183 229L180 231V226L178 225V230L179 231H174L170 234H172L170 237L172 239V242H163L161 244H159L158 246H165L164 248L166 249V245H173L175 246L177 244V246L179 244L183 245L186 247L187 243L184 242L182 240V242H176L174 241L173 237H178V238H184L186 236L190 237V238H194V239H200L206 236H213L217 233H225V231L228 229L227 225H230L231 228H236V225L239 221H243L246 225H247V229H245L243 232H241V229H237V232L239 233V235L243 236L244 239L241 238H236L237 240L236 245L233 246H229L227 247L228 249V257H230L229 261H233V263L235 264H244L245 260L242 259L239 255V250L241 248H243V250L246 251H253V244H254V237L253 234L257 233L255 230L257 229L258 225L260 224V220H264V184H258V185H252L250 187H246L244 185H242L241 183L237 182V178H239L240 176L245 175V171L247 169H251L254 170L258 179L260 180H264V170H260L257 168L256 166V160L261 157L262 159H264V149L258 150L257 149ZM261 148V147H260ZM264 148V147H262ZM133 149V147L128 146V152L131 151ZM195 149V148H194ZM218 149V150H219ZM193 150V149H192ZM203 150V149H202ZM207 150V149H206ZM216 150V149H214ZM216 150V151H218ZM212 151V150H211ZM210 151V152H211ZM197 152V151H196ZM195 152V153H196ZM204 153V152H203ZM206 153V152H205ZM5 154V153H4ZM39 154V153H38ZM129 154V153H128ZM197 154V153H196ZM202 154V153H201ZM201 154H197L200 155ZM204 155H209L208 154H204ZM211 155V153H210ZM44 156V155H43ZM78 156V155H76ZM133 157V155H129V157ZM138 156V155H137ZM195 156V155H194ZM203 156V155H202ZM225 156V155H224ZM75 157V156H74ZM196 157V156H195ZM195 157H193L195 159ZM207 157V156H206ZM44 158V157H43ZM68 158V157H67ZM200 158V157H199ZM48 159V158H47ZM50 159V158H49ZM202 159H204L202 157ZM200 159V161L202 160ZM29 161V160H28ZM206 161V159H205ZM82 162L85 164L86 167L89 168V172L91 174L96 173L94 167H93V163L90 159H86V158H82ZM99 162V163H100ZM196 162V160H195ZM203 162V161H202ZM197 163V162H196ZM195 163V165H196ZM205 164V163H204ZM207 164V163H206ZM53 166V165H52ZM98 166V165H97ZM113 166V167H114ZM202 166V165H201ZM208 166V164H207ZM54 167V166H53ZM51 169V168H50ZM55 169V168H54ZM26 170V169H25ZM155 171V170H154ZM14 173V172H12ZM153 173V172H152ZM60 174V172H59ZM15 175V174H14ZM17 175V174H16ZM54 175V174H53ZM61 175V174H60ZM152 175V174H151ZM160 175V176H161ZM24 176V175H23ZM153 176V175H152ZM9 178V177H8ZM36 178V177H35ZM130 178V177H129ZM153 178V177H152ZM58 179V178H57ZM131 179V178H130ZM257 179V178H256ZM10 180V179H9ZM59 180V179H58ZM151 180V179H150ZM155 180V179H154ZM240 180V179H239ZM140 181V180H139ZM243 181V180H242ZM141 182V181H140ZM42 183V182H41ZM60 183V182H59ZM120 183V182H119ZM142 183V182H141ZM155 183V182H154ZM28 184V183H27ZM122 184V183H121ZM125 184V183H124ZM257 184V183H255ZM2 186V185H1ZM8 186V185H7ZM118 186V185H117ZM120 186V184H119ZM217 186H221L223 189L221 190V197L219 200V206L216 208V211L211 213V214H205L204 212L201 213L200 215L197 216L199 211V208L207 203L206 198L212 193V190H214ZM148 187V188H147ZM131 188V189H130ZM247 189H250L251 191H254L255 194H248L247 193ZM5 192V191H4ZM8 192V191H7ZM2 193V192H1ZM5 196V195H3ZM6 198V197H5ZM69 202V201H68ZM2 206L7 210L10 211L12 210V206L9 203H5L3 201H1ZM166 203V204H165ZM81 204V203H80ZM65 206V205H64ZM160 207V206H159ZM161 207H163L161 205ZM116 209V207L112 206L111 204L107 205V211L106 214L104 216L105 217H109L110 214H112L114 212V210ZM130 213V216L127 215V213ZM150 212V211H149ZM12 214H14L12 212ZM45 215V214H44ZM43 216V214L41 215V217ZM48 216V215H47ZM112 216V215H111ZM110 216V217H111ZM45 219V217H43ZM128 218V219H127ZM131 218V219H129ZM194 218V219H195ZM106 220V219H105ZM37 221V220H36ZM108 221V220H107ZM8 222V221H7ZM115 222V221H114ZM163 222V221H162ZM166 222V221H165ZM168 222V221H167ZM104 223V222H103ZM175 223V222H174ZM180 223V222H179ZM137 224V223H136ZM178 223H175V225ZM182 224V223H181ZM173 226V225H172ZM185 226V225H183ZM229 226V227H230ZM238 226V225H237ZM128 227V226H127ZM135 227V226H134ZM151 227V226H150ZM164 227V226H162ZM174 228L176 226H173ZM180 227V228H179ZM26 228V227H25ZM165 228V227H164ZM163 228V229H164ZM17 229V228H16ZM169 229H172L171 227ZM168 229V231H169ZM5 230V229H4ZM3 230V232H4ZM62 230V229H61ZM119 230V229H118ZM129 228L128 231L129 232ZM152 230V229H151ZM186 230V231H185ZM7 229L5 230L6 233ZM11 231V230H10ZM125 231V230H124ZM153 231V230H152ZM155 234L159 237H164L165 234H163V232L160 233V231L158 232V230ZM165 231V230H164ZM172 231V230H171ZM126 232V231H125ZM252 232H254L252 234ZM20 233V232H19ZM132 233V232H131ZM153 233V232H152ZM242 233V234H241ZM18 234V233H17ZM119 234V233H118ZM128 234V233H127ZM219 234V235H221ZM227 234V233H226ZM120 235V234H119ZM122 235H126L125 233H123ZM132 235H134L133 240H136L138 236L142 237L141 235H139L136 231H134L132 233ZM218 235V234H217ZM218 235V236H219ZM264 235V234H262ZM112 236V235H111ZM110 236V237H111ZM115 236V235H114ZM112 236V237H114ZM146 236V234H145ZM225 235H222V238ZM228 236V235H227ZM6 237V236H5ZM238 237V236H237ZM11 238V237H10ZM132 238V237H131ZM143 238H147V237H143ZM114 239V238H113ZM118 239V238H117ZM127 239V237H126ZM139 239V238H138ZM179 239V240H180ZM226 239V238H225ZM229 239L231 240V238L229 237ZM228 239V240H229ZM256 239V238H255ZM116 240V239H115ZM121 240V239H120ZM128 240V239H127ZM141 240V239H140ZM153 240V239H152ZM224 240V239H223ZM229 240V241H230ZM235 240V239H234ZM247 240V241H246ZM254 240V241H253ZM7 241V240H6ZM10 241V240H9ZM8 241V242H9ZM137 241V240H136ZM142 241V240H141ZM138 242V243H141ZM132 242V241H131ZM150 242V241H149ZM152 242V241H151ZM150 242V243H151ZM231 242V241H230ZM6 243V242H5ZM128 243V242H127ZM136 243V242H135ZM226 243H228V241L226 240ZM8 244V243H7ZM11 244V243H10ZM122 244V243H120ZM131 244V243H130ZM132 244H134L132 242ZM145 244V243H144ZM148 244V243H147ZM230 244V243H229ZM6 245V244H5ZM18 245V244H17ZM127 245V244H126ZM137 245V243H136ZM136 245H133L134 247ZM143 245V244H142ZM146 245V244H145ZM151 245H156L154 243H151ZM194 245V244H192ZM216 245V244H214ZM264 245V244H262ZM7 246V245H6ZM218 246V245H217ZM215 246V247H217ZM224 245H222V243L220 244V246L217 249V255L219 254V252L222 255V251H223V247ZM260 246V245H259ZM133 247V248H134ZM143 247V246H142ZM141 247V248H142ZM206 248L203 250L204 254H211V251L207 249V246H205ZM131 248V247H130ZM144 248V247H143ZM153 248V247H152ZM158 248V247H157ZM162 248V247H161ZM154 249L153 251L148 250L150 248H148L146 251H142L143 253L140 255L139 252H137L136 250H134L132 253L129 251V248L127 249V247H124L121 253V257H120V261L123 264H135V263H139L141 264L142 262L148 264V260L149 257H151L152 255H164L165 259H170L171 255L169 251L163 250V249ZM168 248V247H167ZM4 249V248H3ZM10 249V248H9ZM82 249V248H81ZM140 249V247H139ZM215 248H213L214 250ZM90 250V249H89ZM92 250V249H91ZM95 250V249H94ZM93 250V251H94ZM138 250V247H137ZM170 250V249H169ZM88 251V250H87ZM140 251V250H139ZM172 251V250H171ZM99 253H101L100 251H98ZM244 252V251H242ZM254 252V251H253ZM90 253V251H89ZM88 253V254H89ZM92 253V252H91ZM94 253V252H93ZM92 253V254H93ZM98 253V254H99ZM226 253V252H225ZM241 253V252H240ZM81 254H83L81 252ZM91 254V255H92ZM102 254V253H101ZM176 255V254H175ZM215 255V254H214ZM249 255V253H248ZM251 255V254H250ZM223 256V255H222ZM227 256V255H226ZM153 257V256H152ZM170 257V258H169ZM247 257V256H246ZM250 257V256H249ZM96 257H94L95 259ZM98 258V257H97ZM100 258H102L100 256ZM155 258V257H154ZM162 258V256H161ZM227 258V257H226ZM160 259V258H159ZM253 259V258H252ZM100 260V259H99ZM98 260V262H99ZM171 260V259H170ZM228 260V258H227ZM153 261V260H151ZM164 261V259H163ZM173 261V260H172ZM160 262V261H159ZM246 262V261H245ZM165 262H163L162 264H164ZM229 263V262H228ZM156 264V261H155ZM158 264V263H157ZM169 264V263H167ZM172 264V263H171ZM246 264H248V262H246ZM252 264V263H251ZM262 264V263H261Z\"/></svg>",
	"mask_w": 264,
	"mask_h": 264
},
{
	"label": "crops",
	"instance_id": "crops-1",
	"mask_svg": "<svg viewBox=\"0 0 264 264\" xmlns=\"http://www.w3.org/2000/svg\"><path fill=\"white\" fill-rule=\"evenodd\" d=\"M257 175H254L250 180H249V183H256L257 182ZM29 185V184H28ZM29 187H30V191H24L23 189H22V192H24V193H28V194H26V195H24L23 197H26V198H31V197H35V196H38L37 194H34V192H36V193H38L37 191H34V190H32V188H33V186H30L29 185ZM33 193V194H32ZM40 197H41V195H39ZM38 196V197H39ZM43 196V195H42ZM45 213V212H44ZM46 214V213H45ZM62 215V214H61ZM60 215V216H61ZM50 217V216H49ZM51 217L53 218V219H55V220H59V219H61V218H59V216L56 214V213H53L52 215H51ZM238 225V226H237ZM237 225H236V228L237 229H241V232L242 231H244L246 228H248L247 227V225L243 222V221H239L238 223H237ZM236 229V230H237Z\"/></svg>",
	"mask_w": 264,
	"mask_h": 264
}]
</instances>
